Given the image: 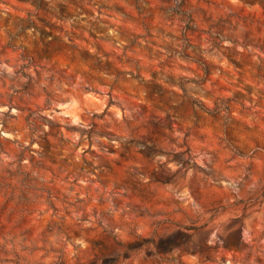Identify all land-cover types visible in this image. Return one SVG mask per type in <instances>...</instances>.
Listing matches in <instances>:
<instances>
[{"label": "clouds", "instance_id": "9594fccd", "mask_svg": "<svg viewBox=\"0 0 264 264\" xmlns=\"http://www.w3.org/2000/svg\"><path fill=\"white\" fill-rule=\"evenodd\" d=\"M101 3L112 6V0H0L2 98L7 105L10 96L13 103L22 97L51 142L47 159L29 163L35 153L25 151V127L16 136L19 143L0 150V185L17 194L0 192V264H84L94 248L111 257L93 264H136L135 257L122 259L129 247L122 241L138 242L133 247L141 264H153L161 259L157 253L169 249L168 264H181L180 258L218 264L205 261L200 250L222 245L221 237L236 227L243 228L242 251L230 264H264V75H253L256 65L264 66V0H211L207 6L190 0L187 15L161 11L159 0H143L136 22L142 26L138 46L147 57H123L125 71L106 66L99 51L82 61L76 47L83 29L74 35L75 25L97 20L84 18L77 4L95 9ZM61 5L74 13L71 18L61 15ZM101 14L107 19L111 13ZM53 23L66 30L41 58L33 42ZM103 27V38L114 35L108 24ZM238 32L243 40L235 38ZM157 38L159 50L148 52ZM226 56L247 66L233 68ZM154 85L162 95H152ZM188 100L197 104L185 110L181 101ZM89 144L94 152L77 151ZM70 172L86 181L73 185L72 207L63 197L57 200ZM221 174L227 183L213 180ZM232 184L241 187L236 195ZM97 191L105 200L93 212L88 200L95 206ZM125 191L141 196L142 219L125 222L134 207ZM79 192L86 193L82 202L76 201ZM114 197L125 202L113 207ZM162 203L171 210L161 209ZM254 203L262 208L259 230ZM34 216L42 221L35 235ZM228 221L237 223L227 227Z\"/></svg>", "mask_w": 264, "mask_h": 264}, {"label": "rangeland", "instance_id": "374dc122", "mask_svg": "<svg viewBox=\"0 0 264 264\" xmlns=\"http://www.w3.org/2000/svg\"><path fill=\"white\" fill-rule=\"evenodd\" d=\"M73 3H76V0H73ZM88 3L91 4L92 0H88ZM203 3L205 6L209 5L211 3V0H203ZM190 4V0H159V9L161 11H169L172 12L174 15H179L181 12L184 14H190L192 12V9L188 7L187 5ZM77 6L80 8V13L83 15L84 18H87L89 16H96V21H88L87 24L79 23L75 25L76 28V35L77 33H80L83 29L82 36L83 38L80 39L78 37L76 42V47L79 48V55L82 61L87 60L89 57H91L94 52H102V54L106 57L104 64L108 66L109 68H116L118 71H125L127 70V64L120 63L121 59L125 56L128 58H134V57H147V52H145L144 49H141L138 44L140 40V30L142 26L140 24H137L136 17L140 15L141 8L143 6V0H112V6L109 8V5L106 3H101L99 8L93 9L92 7H84L83 4H77ZM105 10L109 13H111L107 19L102 18L101 10ZM60 12L61 15H64L65 13L68 14V17L71 18V16L74 14L72 12H68L66 5L60 6ZM114 14V15H112ZM11 16V13L9 14ZM42 20V18H40ZM155 19V17H153ZM99 21V22H98ZM8 23V20H4V24L6 25ZM104 24L109 25V29L114 33V35L110 36L109 38L105 39L102 37V33L107 31L108 29H105L103 27ZM123 28L124 31L121 32L120 29ZM185 29L189 32H195V30L191 27L190 24L185 25ZM66 30L65 28H61L60 25L52 24L51 27H49L47 24H45V27L41 33V38L38 41H34L35 47L39 48L41 53H44V56L41 58H47V52L49 51L50 45H53L55 41L60 40L62 38L63 31ZM219 31V29H217ZM44 32H47V37L43 35ZM224 32H221V35H224ZM151 33H148V36L151 37ZM171 36V33H169V37ZM235 38H239L240 40L244 39V36L242 33H235ZM261 45L260 48L261 51H264V37L261 38ZM160 44V40L152 39L151 40V47L148 48V52H154L158 51L157 45ZM95 45V47H94ZM147 47V46H146ZM163 47V45L161 46ZM236 52H240V47H237L235 49ZM226 60H228V63L233 66V68L238 67H246L247 65H241L239 60H236L235 58H229L225 57ZM58 63H64L65 58L63 56H59L57 58ZM250 63V61H249ZM205 75H210V72L205 69ZM253 75L256 77H259L261 75H264V66L256 65L253 69ZM161 86L154 85L152 89V95L158 96L162 94L157 93V88ZM246 89L244 91H237V96L244 95ZM111 94V93H110ZM3 92H0V150H3L4 147L11 146L13 144L19 143V141L16 139V136L18 133L23 132V129L25 127L28 128V137L30 138V143L26 146L25 151H31L35 153L34 156L31 157L29 160V163H32V161L37 160V157H42L43 159H47V153L50 151L51 142L47 138V134H41V117L34 116L33 115V109L31 107H28L24 105L23 98H20V103H13L12 97L10 96L8 98L7 105H5V102L3 100ZM231 98H229L230 100ZM207 98H204V100L199 101L200 104L205 103ZM181 104L185 110H190L193 105L197 104V101L195 100H188V101H181ZM111 106V105H109ZM108 109H105V113H107ZM23 113V115H19ZM101 118L103 114H100ZM46 119V118H44ZM175 127V125H173ZM24 137L22 136L21 139ZM78 152H85L88 151L89 153H92L95 151V149L92 147L91 144L87 146V148H78ZM109 151L113 152L115 154L114 149H109ZM43 154V156H42ZM21 157H23L24 153L22 152ZM121 156L124 155V153L120 154ZM140 155V154H138ZM132 161L127 160L126 163H131ZM82 171V170H81ZM94 179L97 180V182H100L98 177L94 175ZM213 180L219 179L220 181H224L227 183L228 177L224 175H220L219 177H216L213 175ZM64 180L66 183V188L64 192H60L59 189L57 192L59 195L57 196V200L60 201L61 197H63L62 202H67L69 204V207H72L71 200L69 199L72 196V193L75 191L73 188V185L80 184L81 186H86V181L83 179V177L77 178V176H74L71 172L64 176ZM103 183V182H100ZM224 185L220 184L219 187L222 188ZM188 195H191L190 189L187 190ZM241 191V187L239 184H232L231 185V193L233 195L238 194ZM0 192H3L5 195H11L13 198H16V193H7L4 190V186L0 185ZM86 193L79 192L76 195V201L82 202L85 198ZM96 198V204L93 206L92 200H88V208L90 211L95 212L97 208L104 202L105 200V193L97 191L95 194ZM261 195H264L262 193ZM125 199H129L130 202L133 204V208L130 209L132 212L131 217L128 220H125V222H130L132 220H138L142 219L145 215V212L143 209L140 208V205L144 202L140 195L136 194L135 192H132L130 195L127 191H125ZM260 196L256 197V200L259 201ZM125 201L121 200L117 197H114L112 200L113 207H118L120 204H123ZM160 208L164 211H170L171 206L167 203L160 204ZM254 213H255V220H254V227L259 230L260 223H261V212L262 208L259 206H256V204H253ZM56 209L53 208L52 211H55ZM251 215V214H249ZM248 215L244 216L243 220H247ZM34 220V230L32 231V234L35 235L39 229L35 228L36 224H42L41 219L38 216L33 217ZM237 222L236 221H228L227 227H233ZM239 223L243 224V221H240ZM7 226L4 225V228ZM3 229H0V232H2ZM264 235V233H262ZM243 236V228L242 227H236L234 232L228 233L227 237H221V239L224 241L222 245H217L215 248L208 245L205 246L200 250V256L204 258L205 261H213L216 260L218 264H230L232 260H234L242 251L240 244H241V238ZM122 243H127L129 245L128 249H126L123 253V260H132L133 257L136 258V264H141L142 257L139 255V248L133 247L134 245H137V241H122ZM246 247V245H245ZM173 251V249H169L168 251H162L157 253L161 257L160 260H156L153 262V264H168V261L170 259L169 252ZM99 252L98 248L93 249V254L91 255L90 259L88 261H85L84 264H93L94 261H97L98 259H108L111 257L110 253H103L102 255H97ZM146 256L149 257V259L152 258L153 254L151 251H146L144 253ZM215 254V255H214ZM192 257H196L197 253L193 252L189 254ZM181 259V264H194V261L191 259Z\"/></svg>", "mask_w": 264, "mask_h": 264}]
</instances>
